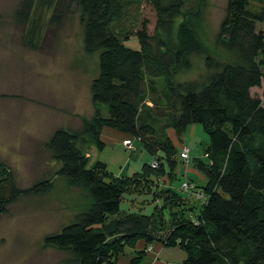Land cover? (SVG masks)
<instances>
[{
    "label": "trees",
    "instance_id": "obj_1",
    "mask_svg": "<svg viewBox=\"0 0 264 264\" xmlns=\"http://www.w3.org/2000/svg\"><path fill=\"white\" fill-rule=\"evenodd\" d=\"M35 1L21 0L18 22H27ZM40 1L53 7L55 23L61 21L65 1L77 4L83 50L99 54L98 72L89 83L91 118L78 129H54L44 143L59 163L55 173L92 197L89 209L45 235V245L69 255L58 264H117L126 247L134 249L129 264H142L143 256L153 252L147 246L155 243L182 249L185 257L178 264H264V93L250 91L264 83V30L259 26L264 0H226L215 43L236 63L207 56L206 65L214 70L199 83L174 80L186 55L205 52L192 27L176 23L191 0ZM142 4L154 11L153 34L140 19ZM131 36L137 47L125 43ZM158 83L164 92L160 101L149 96ZM193 123L208 136L207 160L193 161L205 183L198 184V174L184 179L204 193V201L193 190L171 186L179 161L169 129L179 137ZM104 128L133 139L131 151L141 143L151 161L124 177L108 173L101 160L88 165L85 146L104 149ZM154 159L155 168L150 165ZM3 170L0 161V215L19 192L40 194L52 187L46 177L19 190ZM145 192H151L154 204L149 214L118 216L124 195ZM192 200L199 201L198 210Z\"/></svg>",
    "mask_w": 264,
    "mask_h": 264
},
{
    "label": "rangeland",
    "instance_id": "obj_2",
    "mask_svg": "<svg viewBox=\"0 0 264 264\" xmlns=\"http://www.w3.org/2000/svg\"><path fill=\"white\" fill-rule=\"evenodd\" d=\"M20 2L0 0V161L7 170H3V174L9 172L17 189L28 188L36 180L46 177L51 180L52 187L40 194L19 192L0 215V264H58L69 255L45 245V235L59 231L74 219L77 212L89 209L92 197L86 188L55 173L59 163L52 159L44 143L54 129H78L83 119L91 118L93 106L89 83L98 72L99 54H86L83 50V24L77 4L65 1L61 21L55 23L51 21L53 7L36 0L27 22L20 23L16 19ZM225 2L191 0L186 15L176 19V23L184 21L189 24L205 48V52L186 55V62L174 76L176 82L199 83L204 80L214 70L207 67V56L219 63H236L215 43ZM251 6L260 7L256 2ZM139 12L140 19L147 21V31L153 34L156 20L153 9L142 4ZM259 26L264 30V22ZM125 43L138 46L135 36ZM149 90L150 98L153 96L158 101L163 98L159 83L155 89ZM251 93L262 97L264 83ZM169 131L178 151L175 159L179 161L175 170L177 177L172 183L173 187L182 188L183 179L194 174L186 172L188 168L195 169L193 161L207 160L203 149L207 146L208 136L199 123L188 125L179 137L172 129ZM114 134L105 138L102 150L89 144L85 146L88 165L101 160L108 173L124 177L131 176L143 163L151 161L141 143L131 151L123 143L128 137L116 136L120 135L117 132ZM182 147L189 149L188 162L180 157ZM158 181L161 183V178ZM199 181L198 184H204L205 178ZM10 184L5 183L4 189H9ZM145 189H149L147 184ZM192 201L198 210L199 201ZM153 206L151 192L126 194L118 216L149 214ZM162 232L159 234L163 236L165 232ZM154 247L148 245L147 249L154 250ZM133 250L126 247L117 264H129ZM184 257L179 247L167 246L159 261L178 264ZM157 259L154 252L153 260ZM152 263L151 257L143 256L142 264Z\"/></svg>",
    "mask_w": 264,
    "mask_h": 264
},
{
    "label": "built area",
    "instance_id": "obj_3",
    "mask_svg": "<svg viewBox=\"0 0 264 264\" xmlns=\"http://www.w3.org/2000/svg\"><path fill=\"white\" fill-rule=\"evenodd\" d=\"M124 145H125V147L127 148V149H134V144H133V142H132V140L130 139V138H127L126 140H124ZM179 154H180V157H181V159L183 160V161H185V162H188V160H189V149H188V147H182L181 148V150H180V152H179ZM151 166L152 167H157L158 166V161H156L155 159L151 162ZM181 187H182V189L184 190V191H194L193 193H194V195H195V197L197 198V199H199V200H201V201H204L205 200V196H204V193L201 191V190H194V184L190 181V180H188V179H184L183 180V182H182V185H181Z\"/></svg>",
    "mask_w": 264,
    "mask_h": 264
},
{
    "label": "crops",
    "instance_id": "obj_4",
    "mask_svg": "<svg viewBox=\"0 0 264 264\" xmlns=\"http://www.w3.org/2000/svg\"><path fill=\"white\" fill-rule=\"evenodd\" d=\"M259 87H252L251 89H250V91L252 92L253 90H256V89H258ZM105 130V131H104ZM119 133L120 135H116V136H119V137H124L125 135L124 134H122V133H120V132H118V131H115V130H112V129H108V128H104L103 130H102V133H101V139L102 140H104L105 141V138L108 136V135H112V134H114V133ZM115 135V134H114ZM186 172L189 174L190 172H194V174H198L199 176H198V178L199 179H202V176L200 175V173L199 172H197L195 169H190V168H188V169H186ZM171 186L173 187V183L171 184ZM141 243L139 244V246L141 247ZM154 250H153V252H148L147 253V255L149 256V257H151L152 258V261H153V263L152 264H167L168 262L169 263H171L169 260H167L166 262H164V261H159L160 260V255H161V253L163 252V250H164V246H162V245H160V244H158V243H155L154 244ZM154 252H156V254H157V257H158V259H157V261H154L153 260V256H154Z\"/></svg>",
    "mask_w": 264,
    "mask_h": 264
}]
</instances>
